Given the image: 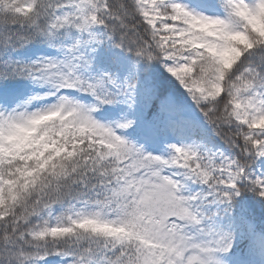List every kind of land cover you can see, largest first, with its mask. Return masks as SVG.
Segmentation results:
<instances>
[{
    "label": "snow or ice",
    "instance_id": "snow-or-ice-1",
    "mask_svg": "<svg viewBox=\"0 0 264 264\" xmlns=\"http://www.w3.org/2000/svg\"><path fill=\"white\" fill-rule=\"evenodd\" d=\"M0 264H264V0H0Z\"/></svg>",
    "mask_w": 264,
    "mask_h": 264
}]
</instances>
